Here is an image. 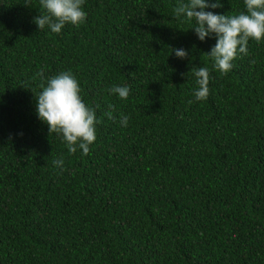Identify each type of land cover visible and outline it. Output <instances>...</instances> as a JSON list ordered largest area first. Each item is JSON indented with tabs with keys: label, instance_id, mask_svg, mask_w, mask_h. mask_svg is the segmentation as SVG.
<instances>
[{
	"label": "trees",
	"instance_id": "trees-1",
	"mask_svg": "<svg viewBox=\"0 0 264 264\" xmlns=\"http://www.w3.org/2000/svg\"><path fill=\"white\" fill-rule=\"evenodd\" d=\"M177 3L84 0L86 21L57 34L33 22L39 0H0V264H264V39L221 74L204 55L216 37ZM219 3L207 11H246ZM66 71L96 113L87 155L36 112Z\"/></svg>",
	"mask_w": 264,
	"mask_h": 264
},
{
	"label": "clouds",
	"instance_id": "clouds-1",
	"mask_svg": "<svg viewBox=\"0 0 264 264\" xmlns=\"http://www.w3.org/2000/svg\"><path fill=\"white\" fill-rule=\"evenodd\" d=\"M43 14L34 18L39 30L47 26L51 32L60 33L66 25L80 26L86 21L83 10L84 0H39ZM246 11L234 15H219L209 8L220 7L219 0H178L173 9L177 19L184 17L188 22L195 21L192 28L200 41L214 35L216 44L210 52L204 53L213 61V69L227 74L238 55H247L250 40L259 43L264 39V0H243ZM179 59H186L184 49H172ZM196 77L197 88L193 95L197 101L209 96L210 70L208 67L191 69ZM41 91L35 96L38 118L48 126L49 136L53 133L62 136L69 153L82 150L89 153V146L96 140V113L88 107L80 95V86L70 72H61L41 84ZM120 99H127L130 89L127 86H113L108 90ZM191 103V101H190ZM112 108V105H109ZM112 119V113H106ZM129 117L121 114L120 123L127 126ZM62 167L63 159L53 161Z\"/></svg>",
	"mask_w": 264,
	"mask_h": 264
}]
</instances>
